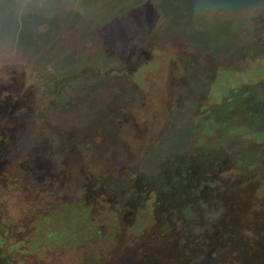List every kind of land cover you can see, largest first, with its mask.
Here are the masks:
<instances>
[{"label":"rangeland","instance_id":"obj_1","mask_svg":"<svg viewBox=\"0 0 264 264\" xmlns=\"http://www.w3.org/2000/svg\"><path fill=\"white\" fill-rule=\"evenodd\" d=\"M216 1L0 0V264H264V126L249 133L236 122L225 138L207 136L200 104L218 101L191 96L180 70L164 62L171 52L178 60L207 57L205 34L216 50L236 38L231 24L264 10V0L240 7L220 0L233 8ZM225 27L231 37L215 33ZM235 63L226 83L252 82L251 54ZM142 74L146 83L134 86ZM199 133L206 143L196 144ZM250 141L260 147L247 165L214 167L216 157L247 153ZM186 155L197 158L203 193L168 225L116 227L113 235L108 208L86 215L90 178L105 183L96 199L107 205L120 201L106 193L108 182L149 177L152 156L168 165ZM24 208L28 214L13 217ZM140 210L153 218L155 209ZM8 217L19 224L9 226Z\"/></svg>","mask_w":264,"mask_h":264},{"label":"trees","instance_id":"obj_2","mask_svg":"<svg viewBox=\"0 0 264 264\" xmlns=\"http://www.w3.org/2000/svg\"><path fill=\"white\" fill-rule=\"evenodd\" d=\"M253 3L258 5L263 2L262 0H241L237 7L242 5L250 6ZM215 4L219 6L222 5L223 2L217 0ZM223 5L230 8L234 7L231 6L230 3L228 4L229 6L225 3ZM241 23V20H239L234 26L232 24L230 25V28L233 30L231 31L230 29V31L233 37L236 38H232L233 40L231 39L228 42L223 41L224 45L222 46H214L213 48H216V50H212L209 47V41L206 39L208 35L205 34L207 30L213 31V29L202 28V30L205 31L200 33L205 35L203 36L204 40L201 41V45L208 51L209 55L207 57L202 56L203 53L200 52L192 55L195 58L178 60L173 57V53L171 52V54H168L166 58H164L165 64L170 63V66H174V68L180 70L179 76L181 78V86L189 89L191 96L197 97L201 102L204 101V103L218 101L209 108L206 104H200L208 111L207 118L204 122V133L211 138L218 135V133L224 138L227 137L230 133L234 132L236 122L239 126L244 124L245 126L243 128H246L249 133L254 132L258 134L259 132L255 131L257 126H264V10H261L258 14L252 15L250 22L247 21L246 24ZM222 32L226 36L228 35L227 37H231L226 27L215 30V33H218V35H221L220 33ZM227 50H229V52H227ZM203 52L206 53L204 50ZM135 53L137 54V52ZM248 53L251 54L252 59L256 62V67L250 70V77L253 81L250 83L242 82V84H236L231 81L226 83L229 81V78L227 79V77H229V71L236 66L235 62L239 59L241 60V57ZM145 63L149 64L153 62L145 61ZM159 63L160 62H156V64ZM144 65V62L143 64L137 63L134 69L140 71L143 69ZM149 68H155V66L149 64L148 70ZM201 76H203L204 80L199 81ZM132 81L134 86H136L137 81L139 84L140 81L145 84L146 77L143 76L140 78V75H137V78L132 79ZM233 81L235 80L233 79ZM223 83L229 85L233 90L221 91L224 86ZM219 91L223 93H220V96L217 97ZM201 106L196 108L200 111L202 110ZM183 113L184 111L178 112L180 116L188 115ZM171 114H176V112L173 110ZM196 128L197 125H190L187 128V136L191 133H195V130H197ZM207 136H203L199 133V135H197L196 144L202 142L206 143L207 140H205V137ZM188 142V140L185 141V143L183 141L184 144ZM246 145H248L245 148L247 153L237 150H235V152H229L228 154L234 155V157H231V160L228 159L226 162L223 161L224 163L218 159L219 157H216V165L214 164V167L218 168L221 164H228L234 161L240 162L242 166L245 164L247 165L248 161L251 160V158H248V155H250V157L255 156L254 154L257 152L260 144L255 141H250ZM211 146L213 148L211 143H207L202 150V156L205 160L209 156L208 154L211 151ZM183 151H187V148L183 149ZM220 154L221 153H219V156ZM223 157L228 158L230 156L224 155ZM196 160L197 158H191L189 155L183 157L176 156L167 165L165 164L166 162L163 163L164 161H158V159L152 156V160L147 167V169L149 167L151 168L149 177H144V175L143 177H137L130 173L122 180L117 181L115 178L112 181L113 183L108 182L106 193L117 196L120 198V201H118V199H111L108 200L107 205L100 202V198L96 199L98 195L97 191L104 187L103 185H105V183L99 182L98 178H90L82 191L87 199L85 204V208H87L86 215L89 213L88 211L93 209L100 212L108 208L110 219L108 218L107 222L110 229L113 230V235L116 234L114 230L116 227H119V229L121 228V232L128 230L133 232L139 229L145 230L148 222H153V224L157 226L163 224L168 225L172 221V216L180 215L181 211L185 210L186 206L192 203V200L197 197L195 195H202L203 193L202 181H198L197 179L201 173L195 172L197 165V163H195ZM246 171H250L249 174L252 173L250 168ZM104 196L105 198L109 197L108 195ZM176 197H178L177 200ZM139 209H141V213H145L146 216H149L147 213L150 212V209L152 211L155 209L153 218L150 216L149 219H147V217L140 218L138 215ZM16 212L21 216L28 214L29 211L25 208L24 210L15 211L13 212V217H15L14 215ZM134 212L136 215L133 214ZM156 213L159 215L157 214L156 216ZM13 217L6 218L4 220L5 223L9 224V226H11V224L18 225L19 221ZM86 220H88V217L85 216V220L83 221ZM94 232H96V230ZM83 251V246H79L78 254L81 255ZM59 264H67V261L60 262Z\"/></svg>","mask_w":264,"mask_h":264}]
</instances>
